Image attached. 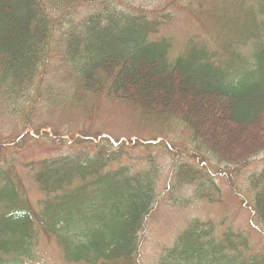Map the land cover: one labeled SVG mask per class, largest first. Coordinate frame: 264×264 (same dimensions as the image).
Wrapping results in <instances>:
<instances>
[{
	"label": "trees",
	"instance_id": "1",
	"mask_svg": "<svg viewBox=\"0 0 264 264\" xmlns=\"http://www.w3.org/2000/svg\"><path fill=\"white\" fill-rule=\"evenodd\" d=\"M85 5L102 9L75 22L74 14ZM247 13L250 25L225 44V53L188 43L183 53L172 56L171 39L153 37L158 32L155 17L110 0H0L2 96L39 88L61 50L82 89L133 104L160 125L169 127L175 121L190 140L183 148L163 141L115 145L83 129L80 136L71 137L70 152L30 168L32 181L44 194L36 205L22 179L2 161L0 264H32L42 240L53 242L67 262L139 264L140 233L156 201L158 172L152 163L134 171L123 165L122 155L129 148L176 147L192 160L172 164L188 183L196 177L193 166L210 167L215 160L242 169L264 150V37L254 34L249 39L257 21L255 11L248 8ZM260 29L264 33V26ZM244 46L250 55L241 51ZM37 94L23 114L27 118L39 102ZM203 109L209 112L205 117ZM204 122L208 125L201 129ZM217 125L224 129L218 145L211 141L216 140ZM239 128L243 141L237 144ZM3 143L0 155L7 148ZM201 192L198 185L196 194L204 197ZM251 208L264 231V186L256 190ZM213 230L212 225L191 220L158 264H264L262 257L249 254L247 236L228 229L215 238Z\"/></svg>",
	"mask_w": 264,
	"mask_h": 264
},
{
	"label": "rangeland",
	"instance_id": "2",
	"mask_svg": "<svg viewBox=\"0 0 264 264\" xmlns=\"http://www.w3.org/2000/svg\"><path fill=\"white\" fill-rule=\"evenodd\" d=\"M110 1L124 9L138 10L142 15L155 17L158 28L156 37L172 40V56L185 51L188 43L207 45L213 52L225 53V44L250 25L248 8L255 11L260 31L263 26L264 7L258 8L259 0ZM92 5L78 8L74 21L78 22L87 14L102 9V6ZM259 30H251L249 39L254 34L257 37ZM60 51L57 50L58 56L50 62L39 88L33 86L22 95L11 97L0 94V143L4 142L7 147L0 155V163L3 161V167H12V174L22 179L25 192L35 205L44 194L32 181L30 168L40 160L70 152V138L80 136L83 129L95 138L100 135L126 143L139 138L142 143L153 141V145L163 141L168 146L170 142L178 144L180 148L189 146L187 130L177 122L170 123L169 127L160 125L159 119L140 113L133 104L97 96L84 87L82 89L74 72L62 60ZM241 51L251 54L248 46L242 47ZM37 91L40 93L36 97L39 102H34V112L27 118L23 114L38 95ZM63 95L65 97L61 98ZM208 113L202 110L204 117ZM207 125L208 122H204L200 127L205 129ZM216 130V140H210L218 145L216 141L224 136V129L217 125ZM25 133L24 140L16 145ZM234 141L242 143L241 129ZM183 159L192 162L184 154L178 153L176 147L167 149L158 145L148 148L135 146L122 155V164L132 171L152 163L158 172L156 201L140 233L139 264H158L165 250L173 245L177 236L194 219L212 225L214 230L211 235L215 238H220L228 229L247 236L249 254L264 259L263 226L252 217L254 212L251 208L256 190L264 186V150L242 169H233L234 165L217 163L215 160L208 163L210 167L204 165V168L199 166L198 169L193 166L195 169L191 171L196 177L191 180L192 184L184 182L172 170V164ZM217 167L219 171H216ZM220 168L228 171H220ZM207 172L213 184L208 182ZM229 180L233 182L232 187L228 184ZM198 185L204 197L196 194ZM36 250V259L32 264H82L66 262L50 241L42 240Z\"/></svg>",
	"mask_w": 264,
	"mask_h": 264
}]
</instances>
